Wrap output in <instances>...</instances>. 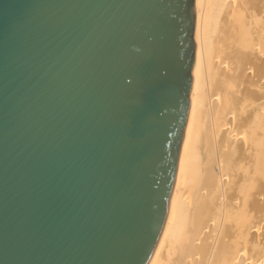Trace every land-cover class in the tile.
I'll list each match as a JSON object with an SVG mask.
<instances>
[{"label":"water","instance_id":"95a60500","mask_svg":"<svg viewBox=\"0 0 264 264\" xmlns=\"http://www.w3.org/2000/svg\"><path fill=\"white\" fill-rule=\"evenodd\" d=\"M195 0H0V264H146L171 190Z\"/></svg>","mask_w":264,"mask_h":264},{"label":"bare ground","instance_id":"6f19581e","mask_svg":"<svg viewBox=\"0 0 264 264\" xmlns=\"http://www.w3.org/2000/svg\"><path fill=\"white\" fill-rule=\"evenodd\" d=\"M171 190L146 264H264V0H195Z\"/></svg>","mask_w":264,"mask_h":264}]
</instances>
